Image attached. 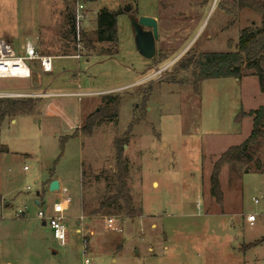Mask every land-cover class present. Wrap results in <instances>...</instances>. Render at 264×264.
Returning a JSON list of instances; mask_svg holds the SVG:
<instances>
[{
  "label": "rangeland",
  "instance_id": "374dc122",
  "mask_svg": "<svg viewBox=\"0 0 264 264\" xmlns=\"http://www.w3.org/2000/svg\"><path fill=\"white\" fill-rule=\"evenodd\" d=\"M69 1L0 0V39L18 54L31 42L55 57L51 74L35 69L30 79H0V93L26 95L1 98L36 100L30 114L0 122V147L8 151L0 152V264H82L83 242L92 264H243L237 245L257 242L246 264H264V167L241 176L223 167L222 202L209 195L214 162L251 132L252 118L236 122L238 115L263 106L264 93L243 68L240 79L204 81L197 97L190 72L175 70L201 53L227 52V42L234 46L241 30L259 27L260 16L233 0H94L87 35L99 10L122 11L117 42L94 44L76 60L65 37ZM142 16L157 21L151 60L135 48L131 23ZM40 93L48 96L35 97ZM106 95L120 98L117 117L71 137ZM115 140L125 141L128 188L140 216L130 220L120 206L83 215L85 233L75 224L80 202L93 210L112 192ZM256 160L264 166V139ZM53 180L60 188L50 192ZM62 199L70 203L64 246L37 219ZM107 217L114 230L105 228Z\"/></svg>",
  "mask_w": 264,
  "mask_h": 264
},
{
  "label": "trees",
  "instance_id": "16d2710c",
  "mask_svg": "<svg viewBox=\"0 0 264 264\" xmlns=\"http://www.w3.org/2000/svg\"><path fill=\"white\" fill-rule=\"evenodd\" d=\"M93 2L94 0H87ZM239 9H249L260 16V26L254 29H243L240 31L237 43L233 46L231 41L227 42L228 51L225 53H201L196 57H190L179 62L175 68L177 72H190L191 86L195 96H200L201 84L206 80L237 78L242 76V69L252 77H255L258 87L264 93V0H233ZM122 11L112 12L101 9L96 14V29L92 37L83 35L84 47L87 50H94V44H111L117 42V17ZM66 39L73 42V25L71 3L65 15ZM102 53V52H101ZM102 55H105L102 53ZM107 55V54H106ZM120 98L106 95L102 97V107L85 119L83 127L75 131L71 137L78 132L90 135L93 127L98 121L107 118H116ZM36 100L0 98V122L7 117L28 115L33 111ZM245 116L252 118V129L249 136L241 144L229 147L214 162L209 176V195L220 204L222 192L219 184V174L223 167H228L231 175L241 176L244 173L258 172L264 166L256 160L259 144L264 139V105L248 113L241 112L236 122L241 121ZM65 142V140H63ZM124 140L114 141V172L109 176L112 185V192L106 195L98 207L91 210L84 200L81 201L82 214L87 218L104 216L105 210L120 206L125 216L133 220L140 216L128 188V168L123 159ZM64 143H62L63 146ZM0 152H7L4 146ZM255 161V162H254ZM253 165V166H252ZM95 179H100L96 177ZM41 204V203H40ZM90 210V211H89ZM257 242L250 243L243 247L248 250L256 246Z\"/></svg>",
  "mask_w": 264,
  "mask_h": 264
},
{
  "label": "built area",
  "instance_id": "2783aa9c",
  "mask_svg": "<svg viewBox=\"0 0 264 264\" xmlns=\"http://www.w3.org/2000/svg\"><path fill=\"white\" fill-rule=\"evenodd\" d=\"M71 13H72V25H73V44L74 51L70 58L79 60L85 51L83 35L87 34L88 28L85 24H88L89 9L88 5L92 2L87 0H70ZM22 53L18 54L12 45L3 39H0V79H30L33 70L38 69L42 74H51L53 72V60L55 57L40 54L36 47L27 42L20 47ZM25 94L17 93H0L1 97H25ZM46 94L35 95V97H47ZM24 170L26 168L24 167ZM62 193L65 194V189H62ZM255 203L257 201L255 200ZM40 206V203H39ZM38 206V207H39ZM68 209V199H62L56 202L51 207V214L48 215L42 210L37 212V219L42 221L51 231L54 240H56L60 246H64L68 240V232L65 227V211ZM23 211H18V215ZM247 220L252 222L255 220L253 215H248ZM104 226L108 230L115 229V220L113 218H105ZM86 242L82 243V249L84 259L82 264H92L89 260L86 252Z\"/></svg>",
  "mask_w": 264,
  "mask_h": 264
},
{
  "label": "water",
  "instance_id": "95a60500",
  "mask_svg": "<svg viewBox=\"0 0 264 264\" xmlns=\"http://www.w3.org/2000/svg\"><path fill=\"white\" fill-rule=\"evenodd\" d=\"M127 12L130 7L126 6ZM134 35L135 48L138 54L146 59L151 60L155 55V43L158 40V26L157 21L150 17H139L131 23ZM59 189V183L55 180L51 181L48 186L50 192H55ZM39 193H36V197ZM34 204L38 207L39 202L36 200ZM44 225V223H43Z\"/></svg>",
  "mask_w": 264,
  "mask_h": 264
},
{
  "label": "crops",
  "instance_id": "0c3cea01",
  "mask_svg": "<svg viewBox=\"0 0 264 264\" xmlns=\"http://www.w3.org/2000/svg\"><path fill=\"white\" fill-rule=\"evenodd\" d=\"M40 94H42V93H40ZM44 94V93H43ZM6 148V147H5ZM7 150V149H6ZM8 152V151H7ZM51 182V181H50ZM49 182V183H50ZM59 183V182H58ZM49 185V184H48ZM59 188H60V184H59ZM36 201V200H35ZM34 201V202H35ZM82 204H81V202H80V206H79V217H77L76 219H75V224L79 227V228H83L84 229V231H85V233L86 232H88V230H89V228H90V226H89V223H87V224H85V223H83V221L81 220H79V219H83V214H82V206H81ZM69 206H70V203H69V199H68V209L65 211V212H67L68 210H69ZM88 222V221H87ZM42 226H45V224L43 225V222H42ZM250 244V243H249ZM246 245H248V244H243V245H241V244H238L237 245V252H239L241 255H242V257H243V264L245 263H247V261H246V259H247V253L249 252V250L250 249H248V250H244L243 249V247L244 246H246Z\"/></svg>",
  "mask_w": 264,
  "mask_h": 264
}]
</instances>
